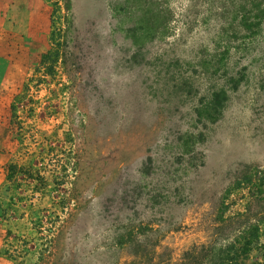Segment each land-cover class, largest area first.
<instances>
[{
    "label": "rangeland",
    "instance_id": "1",
    "mask_svg": "<svg viewBox=\"0 0 264 264\" xmlns=\"http://www.w3.org/2000/svg\"><path fill=\"white\" fill-rule=\"evenodd\" d=\"M258 1L0 0V264H264Z\"/></svg>",
    "mask_w": 264,
    "mask_h": 264
},
{
    "label": "trees",
    "instance_id": "2",
    "mask_svg": "<svg viewBox=\"0 0 264 264\" xmlns=\"http://www.w3.org/2000/svg\"><path fill=\"white\" fill-rule=\"evenodd\" d=\"M240 10L241 8L237 9V11ZM252 17L256 19V22H254L256 26L264 19V8L260 7V0L256 3V13ZM243 24L246 27H250L246 23ZM259 201L262 203L260 205V212L258 213L261 217H264V199ZM248 217H250L248 213H238L236 216L219 217L214 219L212 224H208L205 227L202 225V230L207 229L212 235L213 233L217 235L214 239L218 237L222 238L224 233L228 230L238 228L240 222L247 220ZM252 242L253 240L250 239L244 242L239 254L233 252L222 259L220 258L218 264H241L238 256L248 252L252 246ZM153 248L154 246L145 244L142 241H137L135 247L131 249L132 251L129 258H126L122 264H204L205 258L207 257L205 253L210 252V248L202 246L198 251L196 248H193L190 252L184 254L182 258H176L175 252L172 249H165L163 252H157Z\"/></svg>",
    "mask_w": 264,
    "mask_h": 264
}]
</instances>
